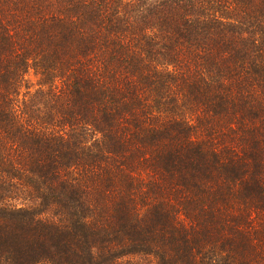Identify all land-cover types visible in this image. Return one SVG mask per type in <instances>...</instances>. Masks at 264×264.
<instances>
[{"label":"trees","instance_id":"1","mask_svg":"<svg viewBox=\"0 0 264 264\" xmlns=\"http://www.w3.org/2000/svg\"><path fill=\"white\" fill-rule=\"evenodd\" d=\"M0 264H264V0H0Z\"/></svg>","mask_w":264,"mask_h":264}]
</instances>
